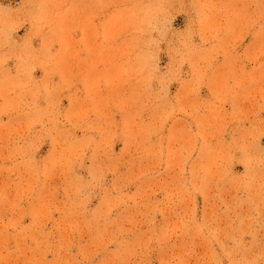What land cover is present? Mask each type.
Returning a JSON list of instances; mask_svg holds the SVG:
<instances>
[{
  "label": "rangeland",
  "instance_id": "rangeland-1",
  "mask_svg": "<svg viewBox=\"0 0 264 264\" xmlns=\"http://www.w3.org/2000/svg\"><path fill=\"white\" fill-rule=\"evenodd\" d=\"M0 264H264V0H0Z\"/></svg>",
  "mask_w": 264,
  "mask_h": 264
}]
</instances>
